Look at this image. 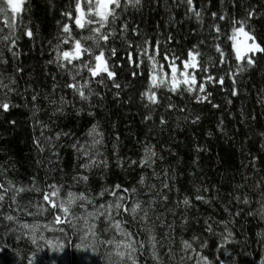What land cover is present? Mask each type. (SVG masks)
I'll return each mask as SVG.
<instances>
[{"label": "trees", "instance_id": "trees-1", "mask_svg": "<svg viewBox=\"0 0 264 264\" xmlns=\"http://www.w3.org/2000/svg\"><path fill=\"white\" fill-rule=\"evenodd\" d=\"M75 3L76 0H27L25 8L29 11L23 15V25L33 31V38L24 36L22 25L17 23V35L20 39L14 51L20 53L18 58L13 57L5 43L0 41V56L8 61L7 64L0 63V78L5 84H9V76H14L16 84L12 86L16 88V92L10 93L9 99L12 103L20 105L18 108L10 109L11 117L17 121L15 126L0 123V183L7 186V181H12L16 185H29L32 178L36 177L41 187H44L45 183L55 182L63 183L67 189L68 185L72 184V176L83 171L80 164L85 162L83 158L77 159V153L70 145L79 141L87 148L91 142V138L87 136L88 130L93 123H98L100 131L104 134L100 152L109 166L107 169L93 168L87 173L89 175L87 185H75L71 188L72 191L88 190L95 194L104 185L121 184L127 188L136 187L137 196L134 199L144 201V207H147L149 199L155 198L156 203L153 205L154 211L150 213L149 224L154 225L155 235L162 245L159 251L163 264H178L179 257L183 255L179 251L181 239L191 240L193 235L198 236L199 241L193 242L195 251H189L190 258H186L184 264H196L200 254L207 255L212 264H230V261L236 258L241 264H259V256L264 255V247L257 243L256 233L264 230V219L259 215L250 216L247 213L256 211L259 207L256 201L259 192L264 190V183L260 189L255 187L256 180L264 176V148L261 147L264 137L259 135L264 132V91H262L264 90V55L256 54L257 66L237 77L238 95L231 96L232 80L229 78V70H235L239 62L235 59V50L231 48L234 41L227 37L232 34V27H239L231 24V18L241 20L246 17L248 10H255L254 16L245 24V31L255 35L257 43L264 46V0H225L223 5L219 0H212L208 5L209 12L216 11L218 15L221 11L227 13L224 21L218 19L216 21L221 25L222 34L220 39L215 41L213 37L216 33L209 27L210 15L206 14L204 23L199 24L190 13L186 12V6L180 0H143L142 6L129 5L123 12L117 10L120 12V19L113 25L117 30L126 22L130 27H138L140 33L153 43L160 41L161 55L157 56L156 60L164 64L165 71H170L167 62L162 60L165 52L169 55L175 52L180 56V60L176 63L182 67L181 61L186 58L187 51L197 46V50L201 53L197 58L198 61L205 63L211 57L215 62L219 54L213 45L219 43L227 54V63H217L215 67L206 63L208 73L201 72L199 68L192 71L196 75L197 84L207 74L224 76L223 85L206 84L207 91L212 93L210 99L213 104L219 105L218 108H213L207 102L197 103L193 99V94L179 90L170 92L166 88L157 90V97L161 98L158 106L146 107L149 102L146 98H142L140 93L150 87L152 62L145 57L144 63L135 69L138 75L131 77L129 73L135 66L127 64L124 46L117 38L110 40L108 46L117 48V58L112 60L123 66L117 69L116 79L122 85L120 89L114 88L110 81H105L104 85L97 84L96 81L100 77H91L86 69L81 73L83 80L77 77L81 83L91 80V88L103 97L98 99L92 96L91 104L94 107L89 109L72 89L64 86L66 82H70V76L65 70L56 63H48L49 60L55 59L56 37L60 34L63 24L70 25L72 35L77 39L90 35L87 26L78 29L74 24V18L78 15L75 12ZM194 3L199 7L200 0H194ZM66 11L72 12L73 19L70 20L62 15ZM0 29H3L0 36L9 34L2 15H0ZM128 35L131 36V32ZM168 35L173 36V41L166 42ZM201 41L204 43L201 44ZM81 43L85 46L92 44L91 41L86 40H81ZM101 44L103 45L104 42ZM61 47L70 50L71 42ZM105 56H108L107 46ZM132 56L133 61H136L135 51L132 52ZM84 59L87 60V56ZM17 67L22 68L23 71L16 72ZM125 84L128 86L123 87ZM54 85L57 86L54 88ZM34 91L38 93L35 109L31 101ZM62 96L75 104L76 109L83 107L84 111L76 115V109L69 106L65 110V115L53 116L55 105L50 101H59ZM3 99V91H0V100ZM229 99L232 101L231 104L227 103ZM169 102L176 107L168 109L166 106ZM89 110L95 115L89 116L87 114ZM34 111L35 115H33ZM149 114L152 119L146 120L144 117ZM197 115L200 117L199 122L191 123V119ZM253 115L256 117L255 120L251 119ZM162 116L167 121L164 125L160 124ZM186 116L187 121L184 119ZM60 131L68 132L70 135L54 141V149L49 148L45 138L54 137L55 133ZM37 139L45 146L43 153L37 150L35 143ZM146 143L155 145V151L159 157H162L156 159L151 168L139 166ZM198 148L203 150L197 151ZM53 152L59 153L58 158ZM118 156L123 161V168L117 166ZM254 157L258 171H254L249 164ZM50 160L53 163H49ZM132 160L137 161V164L129 167ZM153 169L159 174V178L153 175ZM165 171L168 173L167 179L164 176ZM141 175L145 177L144 186L138 183ZM246 175L250 177L247 182L244 180ZM165 180L169 184L167 189L162 188ZM148 185H155V188L150 190ZM239 185L243 187H238ZM196 187L208 189L207 192L201 191L200 194L209 198L210 203L195 200ZM157 190L162 191L168 200L163 201L156 197ZM184 196L190 198L192 206L186 213L189 217L188 223L181 227L185 208L182 205L180 207L175 205ZM236 196L241 197V200L247 196L251 203L249 205L237 203L234 199ZM40 197V193H25L23 202L28 199L39 200ZM110 199L111 197L105 195L102 199H97L96 203ZM225 206L233 214L237 210H242L240 215L235 217V224L229 225L236 234L235 238L240 241L239 244L224 243L218 235L205 231L204 221L209 217L212 218L209 222L213 223L214 229L217 232L222 231V226L217 227L215 222L229 218L228 213L224 211ZM9 212L29 223L34 219L32 216H26L9 208L6 200L4 206L0 207V221L3 219V214ZM119 218L128 221L124 227L134 234L138 233L135 237L137 240L146 241L147 233L139 231L141 225L138 219L133 221L127 214H122ZM169 224L175 225L170 235L174 238L172 248L176 253V260L169 259V240L164 238L165 234L169 233L167 227ZM103 226L104 224L101 223L100 227ZM47 235L52 234L47 233ZM0 236H4L2 223H0ZM7 239L10 247L6 251H0V264H20L13 251L15 240ZM201 242H207L208 247L201 248ZM23 243L21 241L22 245ZM76 243L79 241L73 239L71 244L66 245L69 251L66 250L65 259L45 248L37 253V264H52L53 259L56 260V264H84L83 257L77 256ZM221 244H224L223 248L220 247ZM20 251L24 252L26 249L21 247ZM105 251L104 247H99L95 252L90 249L86 254L89 261L85 264H107ZM248 253L250 255H247ZM140 264H154L148 251L140 257Z\"/></svg>", "mask_w": 264, "mask_h": 264}, {"label": "snow or ice", "instance_id": "snow-or-ice-1", "mask_svg": "<svg viewBox=\"0 0 264 264\" xmlns=\"http://www.w3.org/2000/svg\"><path fill=\"white\" fill-rule=\"evenodd\" d=\"M186 6V12L190 13L199 24L204 23L205 15L208 14L211 17L210 29L216 33L213 40H219L222 34L221 25L217 23L224 21L227 18V13L221 11L218 15L216 11L209 12L208 5L211 4L212 0H200L199 7L194 3V0H180ZM220 4H224L225 0H219ZM27 0H0V15L4 17L6 27L9 29V34L0 36V41L5 43L7 50L11 52L13 57H19L20 53L14 51L17 46V42L20 36L17 35V23L22 25V34L29 39L34 36L33 31L26 25H23V15L29 11L25 8ZM143 0H84V7H82V0H76L75 12L78 15L74 18V24L78 29H84L88 27L90 35L87 37H80L77 39L72 35V29L69 24L65 23L60 29V34L56 37L57 43L54 51L56 53L54 60H49L48 63H56L58 67L65 70L70 76V82L65 83V87L72 89L73 93L78 96L80 101L86 103L91 109L94 105L91 104V97L96 96L98 99H103L99 92H95L91 88V80H85L81 83L77 80L79 76L83 80L82 70L86 69L91 74V77H100L96 81L99 85H104L105 81H110L112 86L116 89H120L122 85L117 82V69L122 68L121 64L116 63L112 58H117V48L108 46L110 40L120 39L121 44L124 46V50L127 57V64L133 65V70L129 73L131 77H136L138 69L144 58L146 57L152 62V72L150 76V87L140 95L142 98H146L149 105L158 106L161 103V98L157 97V90L167 89L170 92H185L193 94V99L197 103L207 102L212 105L213 108H218L219 105L213 104L210 97L212 93L207 91L206 84H224V76L217 75L213 76L207 74L202 77V80L197 84L196 75L188 72V69L199 68L201 72L208 73L207 64H211L215 67L217 63H227L226 52L223 50L219 43H215L214 49L219 54L217 61L213 62L212 58L209 57L208 62L201 63L198 61L201 53L197 50V46H193L186 53V58L181 61L182 69L177 65L176 61L180 60L175 52L169 55L165 52L162 56V60L167 62V67L170 71L164 70V64L156 60V57L161 55L160 41L157 40L154 43L149 40L147 36H143L138 27H130L128 23H123L119 30L113 27L117 20L120 19V12H123L127 6L132 7L142 6ZM86 7V12H85ZM120 10L118 12L117 10ZM255 14V10H248L246 17L241 20L231 18L232 25H239V27H232V34L227 38L234 41L231 48L235 50V59L239 63L236 64L235 70H229V78L232 80L230 88V95L237 96V77L247 72L249 69L257 66L256 54L264 55V46L261 43H257L255 35L249 31H245V24L247 20L251 19ZM62 15L68 17L70 20L73 19L72 12L66 11ZM3 29H0L2 32ZM131 32V36L128 33ZM237 34L242 35L245 38L243 44H239L236 41ZM173 36L168 35L166 42L173 41ZM81 40L91 41L90 46H85L81 43ZM251 41V43H247ZM71 42V49L64 50L61 45H68ZM101 42H104L102 45ZM51 43V41L49 42ZM201 44L204 41L200 42ZM107 46L108 56H105V47ZM151 49V54H149ZM135 51L137 54V60L133 61L132 52ZM87 56V60L84 57ZM74 61L78 63H73ZM111 61V62H110ZM0 63L7 64L8 61L0 56ZM23 71L22 68L17 67L16 72ZM105 75H101V74ZM55 80V77H53ZM16 84L14 76H9V84H5L3 79L0 78V91H3L4 99L0 100V123H7L9 126H15L17 121L11 117L10 109L20 107L19 104H14L9 99V94L16 92V88L12 85ZM185 87H181V86ZM57 85H54L55 88ZM125 84L123 87H127ZM27 91V89H26ZM264 91V90H262ZM19 94V93H17ZM119 95V93H117ZM38 93L35 91L31 95V101L35 109V101L37 100ZM55 105L52 115L55 116L65 115L66 108L71 106L76 109L75 104L66 100L65 97H60L59 101H50ZM228 104L232 101L229 99ZM26 106V105H25ZM168 109H174L176 106L169 102L166 106ZM84 111V108L76 109V115H80ZM180 111H185L180 109ZM89 116H94L95 113L91 110L87 113ZM243 115V110H241ZM35 115V111L33 113ZM146 120H151V114L144 117ZM185 121L188 120L186 116ZM200 117L197 115L191 119V123L195 124L199 122ZM251 119L255 120L256 117L253 115ZM167 121L164 117H160V124L164 125ZM47 127V125H44ZM43 135V132L41 133ZM68 132H56L54 137H46L49 148H55L54 141H59L60 138L68 137ZM211 135V133H209ZM261 137H264V132L259 133ZM87 136L91 138V142L88 147L85 144L76 141L70 145V147L77 153V159H85V162L80 164V168L83 170L77 172L72 176V184L68 185L65 189L63 183H45L44 187L39 186L36 177H33L29 185H16L12 181H7V186L4 183H0V207H3L5 201H8V207L13 208L15 212L23 213L26 216L34 217L33 221L22 220L19 216L13 213H4L3 219L0 221L4 229V236H0V251H6L10 245L7 238L15 240V246L13 248L14 255L20 261V264H37V253L45 250L51 251L52 253L62 252L66 244H71L72 240H77L79 243L75 244L77 250H83L85 252L90 249L95 252L99 247L106 249L104 255L107 264H140V257L144 255L145 251H148L150 258L154 264H163L160 256V247H162L160 241L157 239L154 232V225L149 224L150 213L154 211L153 205L156 203V199L152 198L147 201V207H144V201L135 198L137 196L136 187H123L121 184L104 185L95 194L88 190L74 192L71 188L75 185L84 184L87 185L89 181V175L93 168L103 167L108 168V161L103 158V154L100 152V147L103 146L104 134L99 129L98 123H93L91 128L88 130ZM117 139H119L117 137ZM38 152L43 153L45 146L37 139L35 141ZM264 148V143L261 144ZM115 152V146H114ZM203 149H197L201 151ZM53 155L58 158L59 153L53 152ZM162 159L158 156L155 151V145L146 143L143 149V155L139 161L140 167L151 168L155 163L156 159ZM256 158L254 157L249 161L254 171L256 169L255 164ZM40 163V161H37ZM49 163H53L51 160ZM117 166L123 168V161L119 156L117 157ZM137 164V161L132 160L129 163L131 165ZM55 167V165H54ZM60 171H63L60 169ZM153 175L159 178V174L153 169ZM165 178L167 179L168 173L165 171ZM250 179L249 176H244L245 182ZM138 183L141 186L145 185V177L141 175ZM264 183V176H261L255 182L257 189L261 188ZM149 189H154L155 185H148ZM238 187H243L239 185ZM162 188H169V184L166 182L162 183ZM201 191L207 192V188L201 189L196 187L195 200L202 201L204 203H210V199L201 195ZM63 192V194H62ZM25 193H40L41 197L39 200L28 199L23 202V195ZM105 195L111 197L110 200L104 201L97 204V199H102ZM155 196L163 201H167L168 197L163 195L162 191L157 190ZM234 199L237 203H243L249 205L250 199L245 196L242 200L241 197L236 196ZM256 203L259 207L256 211H249L247 214L250 216L259 215L261 219H264V190L259 192V198ZM183 206L185 208V214L182 216V225L185 226L188 223L189 217L187 216V210L192 206L191 200L188 196H184L182 200L176 202V207ZM34 209V211H33ZM171 211V209H169ZM224 211L228 213L227 219L215 222L217 227L222 226V231L217 232L213 223L209 221L211 217L205 219V231L212 235H218L224 243L239 244L240 241L235 238L236 234L229 227V225L235 224V217L239 216L242 210H237L234 214L229 211L228 207L225 206ZM122 214L131 216L133 221L140 222L139 231H145L147 233V239L137 240L135 237L138 233L134 234L128 228L124 227L128 221L123 220L119 217ZM43 218V219H36ZM159 219V216H157ZM6 222V223H4ZM101 223L104 224L100 227ZM163 226V222H161ZM169 233L165 234V239L169 240L168 245V256L170 260H176L177 256L172 248V241L174 238L170 235L174 231L175 225L169 224ZM47 233H51L49 236ZM119 237V239H117ZM257 243L264 247V230L256 233ZM23 241V245L21 244ZM199 241V237L193 235L191 240L181 239L180 252L183 253L179 257L178 264H184L188 256L189 251H195L193 248V242ZM247 243V241H245ZM147 245V247H146ZM23 247L26 251L21 252L20 249ZM201 248H207V242L200 243ZM221 248L224 244H221ZM247 255H250L248 253ZM212 264V261L207 255L200 254L196 264ZM52 264H56V260H52ZM230 264H241L236 259H232ZM259 264H264V255L259 256Z\"/></svg>", "mask_w": 264, "mask_h": 264}, {"label": "rangeland", "instance_id": "rangeland-1", "mask_svg": "<svg viewBox=\"0 0 264 264\" xmlns=\"http://www.w3.org/2000/svg\"><path fill=\"white\" fill-rule=\"evenodd\" d=\"M235 42H237L239 44H243L245 42V38L242 35L237 34ZM247 43L250 44L251 41H247ZM181 69H182V67H181ZM192 71H193V69H188V72L192 73ZM66 245H65V248H64V250L62 252L55 253V255L59 256L62 259H65L66 250L69 251V248H67ZM75 250H76V248H75ZM88 252L89 251L85 252L83 250H78V252H76L78 257H83L84 261L82 263H84V264L89 261L87 255H86Z\"/></svg>", "mask_w": 264, "mask_h": 264}]
</instances>
